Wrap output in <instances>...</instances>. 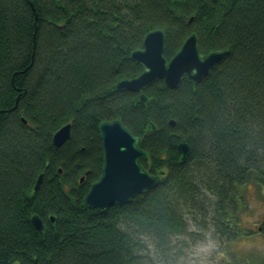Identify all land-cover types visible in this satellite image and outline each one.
<instances>
[{
    "label": "trees",
    "instance_id": "16d2710c",
    "mask_svg": "<svg viewBox=\"0 0 264 264\" xmlns=\"http://www.w3.org/2000/svg\"><path fill=\"white\" fill-rule=\"evenodd\" d=\"M158 29L168 60L192 33L201 53L229 54L199 84L156 82L143 103L115 86L142 73L131 53ZM117 119L163 175L101 214L84 198L102 175L99 126ZM252 181L264 188V0H0V264H165L191 224L237 239Z\"/></svg>",
    "mask_w": 264,
    "mask_h": 264
},
{
    "label": "water",
    "instance_id": "95a60500",
    "mask_svg": "<svg viewBox=\"0 0 264 264\" xmlns=\"http://www.w3.org/2000/svg\"><path fill=\"white\" fill-rule=\"evenodd\" d=\"M166 35L163 30H153L146 34L143 47L131 53V60L143 67L142 73L132 79L119 81L118 91L140 93V101L148 102L145 91L156 82L163 80L170 89H177L186 79L199 84L229 54V50L201 53L198 36L192 33L180 50L168 60L165 56ZM26 123V121H24ZM173 126L175 121H171ZM103 147V170L101 177L92 184L84 198V205L105 213L113 206L130 203L141 194H147L161 182V174H151L141 163L148 159V152L140 147V139L135 136L121 120L104 121L99 126ZM71 135V124L60 128L53 136V144L62 146ZM179 162L184 163L191 153L190 145L182 142L178 145ZM41 174L35 184L37 190L42 182ZM84 181V177L80 182ZM55 218L51 217L54 222ZM31 221L37 230L45 225L39 215Z\"/></svg>",
    "mask_w": 264,
    "mask_h": 264
},
{
    "label": "rangeland",
    "instance_id": "374dc122",
    "mask_svg": "<svg viewBox=\"0 0 264 264\" xmlns=\"http://www.w3.org/2000/svg\"><path fill=\"white\" fill-rule=\"evenodd\" d=\"M239 195L242 203L238 206V220L233 217L239 224L238 228L233 227V231L240 233L237 239L228 240L219 232L200 230L191 224L188 233L197 232V235L192 238L186 233L182 237H174L172 245L176 248L165 264H177L181 258L186 259L192 244L207 237L211 238V250L205 249L201 257L203 264H227L229 260H237L240 264H264V235L257 229L264 220V188L252 181L239 189ZM248 233L252 235L247 237Z\"/></svg>",
    "mask_w": 264,
    "mask_h": 264
},
{
    "label": "clouds",
    "instance_id": "9594fccd",
    "mask_svg": "<svg viewBox=\"0 0 264 264\" xmlns=\"http://www.w3.org/2000/svg\"><path fill=\"white\" fill-rule=\"evenodd\" d=\"M211 238L207 237L203 241L196 242L192 244L191 248L188 250L187 258H181L177 264H203L201 259L205 249L211 250Z\"/></svg>",
    "mask_w": 264,
    "mask_h": 264
},
{
    "label": "bare ground",
    "instance_id": "6f19581e",
    "mask_svg": "<svg viewBox=\"0 0 264 264\" xmlns=\"http://www.w3.org/2000/svg\"><path fill=\"white\" fill-rule=\"evenodd\" d=\"M92 186V185H91ZM91 188V187H90ZM89 192V191H88Z\"/></svg>",
    "mask_w": 264,
    "mask_h": 264
},
{
    "label": "flooded vegetation",
    "instance_id": "af4514ba",
    "mask_svg": "<svg viewBox=\"0 0 264 264\" xmlns=\"http://www.w3.org/2000/svg\"><path fill=\"white\" fill-rule=\"evenodd\" d=\"M85 178V177H84Z\"/></svg>",
    "mask_w": 264,
    "mask_h": 264
}]
</instances>
